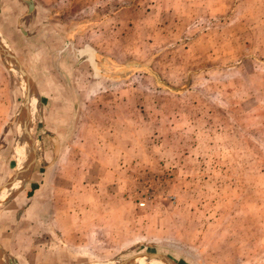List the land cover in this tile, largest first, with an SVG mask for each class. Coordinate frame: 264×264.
<instances>
[{"label":"rangeland","instance_id":"1","mask_svg":"<svg viewBox=\"0 0 264 264\" xmlns=\"http://www.w3.org/2000/svg\"><path fill=\"white\" fill-rule=\"evenodd\" d=\"M0 23L5 264H264V0H0Z\"/></svg>","mask_w":264,"mask_h":264},{"label":"crops","instance_id":"2","mask_svg":"<svg viewBox=\"0 0 264 264\" xmlns=\"http://www.w3.org/2000/svg\"><path fill=\"white\" fill-rule=\"evenodd\" d=\"M3 28H2V25H1V23H0V47L1 46H5V44H6V41H5V39H4V37H3ZM111 130V129H110ZM108 134L107 135H105V136H103V138H102V143L104 144V142L105 143H107V142H116V136H114V134L111 132H107ZM118 155V154H117ZM107 158V157H106ZM104 167L106 168L104 171H106V172H109V169L104 165ZM113 172V171H112ZM112 172H111V174H112ZM115 172H116V170H115ZM118 172V171H117ZM116 174V176L118 175L117 173H115ZM113 186L112 185H108L107 187H103L101 190H103V189H105V190H107L108 192H109V197H110V200L113 202V199H114V206H116L117 204H118V206H119V201H120V197H119V195H120V192H119V190H120V184H118L117 183V177H115L114 178V181H113ZM34 185V184H33ZM38 189H36L35 191H37ZM113 193H114V195H113ZM111 202V203H112ZM113 204V203H112ZM96 205L98 206V205H100V204H98V202H96ZM99 217V216H98ZM86 219V218H85ZM101 219H103V218H101ZM88 220H86L85 222H87ZM104 227V226H103ZM75 227H72V229H74ZM4 254V253H3Z\"/></svg>","mask_w":264,"mask_h":264},{"label":"bare ground","instance_id":"3","mask_svg":"<svg viewBox=\"0 0 264 264\" xmlns=\"http://www.w3.org/2000/svg\"><path fill=\"white\" fill-rule=\"evenodd\" d=\"M30 108H31V110H33V104L30 105ZM17 156H18V160H20V158L22 159V151H20V149L17 150ZM19 167H21V165ZM17 185L5 190L4 193L2 194V198H4L8 193H10V191L12 189H15L17 187ZM0 264H5V261H4L2 256H0ZM148 264H161V263L155 262V261H150Z\"/></svg>","mask_w":264,"mask_h":264},{"label":"water","instance_id":"4","mask_svg":"<svg viewBox=\"0 0 264 264\" xmlns=\"http://www.w3.org/2000/svg\"><path fill=\"white\" fill-rule=\"evenodd\" d=\"M5 48H6V47H5ZM0 54H4L7 58H9V55L2 51V47H0ZM23 171H24V167L21 166V167L19 168V172L21 173V172H23ZM20 173H17L16 176H18ZM15 178H16V177H15ZM140 257H142V258H147V259H155V258H159V256H157V255H152V254H148V255H144V256L142 255V256H140ZM129 262H130V261H126L125 263H121V264H129ZM116 264H120V263H116Z\"/></svg>","mask_w":264,"mask_h":264}]
</instances>
